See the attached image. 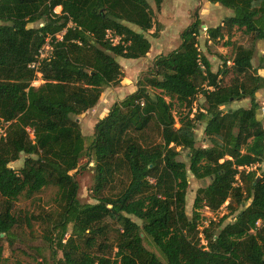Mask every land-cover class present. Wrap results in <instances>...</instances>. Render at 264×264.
<instances>
[{"label": "trees", "instance_id": "16d2710c", "mask_svg": "<svg viewBox=\"0 0 264 264\" xmlns=\"http://www.w3.org/2000/svg\"><path fill=\"white\" fill-rule=\"evenodd\" d=\"M207 1L233 12L207 29L209 42L238 29L251 46L238 48L232 67L226 62L225 71L213 72L199 48L203 22L196 17L179 48L154 60L87 143L77 118L96 107L105 88L121 83L117 58L138 60L151 50L144 35L154 28L148 0H0V124L6 126L0 264H9L3 242L13 246L21 226L15 203L50 186L58 190L57 208L43 217L50 256L37 264H264V125L256 96L264 77L252 65L256 42H264V0ZM153 2L161 11L164 0ZM48 38L53 56L41 63L43 83L35 87L29 65ZM231 70L234 77L224 84L220 77ZM199 96L205 106L194 113ZM246 99L250 108H231ZM201 123L205 148L197 147ZM149 131L158 139L147 137ZM183 151L188 163L180 160ZM22 157L23 166L14 169ZM83 159L95 166V203L78 198ZM188 172L209 181L197 191L191 215ZM226 204L229 212L206 225L202 211ZM32 219L25 218L29 227ZM146 239L164 261L145 247Z\"/></svg>", "mask_w": 264, "mask_h": 264}, {"label": "rangeland", "instance_id": "374dc122", "mask_svg": "<svg viewBox=\"0 0 264 264\" xmlns=\"http://www.w3.org/2000/svg\"><path fill=\"white\" fill-rule=\"evenodd\" d=\"M148 2L154 11V28L144 33V35L151 43V50L145 58L139 60L131 61L117 58L124 73L121 83L117 86L104 89L101 109L95 111L90 110L77 118L81 125L82 133L87 139V143L94 133L96 124L109 113L114 103L123 100L128 94L137 90L139 81L144 78L148 70L152 67L154 60L161 55H167L179 48L181 45V33L194 22L196 17H199L203 22L199 37V48L202 54L210 61L213 72L225 71L226 62L227 67H232V60L238 48L250 47L252 44V38L238 29H234L231 36L227 35L217 44L209 42L207 29L220 26L225 19L233 16L231 10L220 5L210 4L207 0H164L161 11H157L153 0H148ZM60 12L61 8L56 9L57 14ZM158 24L162 26L160 29L157 28ZM34 26L37 27L39 25H32V27ZM131 28L136 32L142 33L137 27L131 26ZM263 55L264 42L258 41L255 44V55L252 65L254 69L258 70V75L262 77H264V70H259V67ZM233 77L234 74L231 70L227 76H221L220 78L224 84H230ZM36 82V87L43 83L39 77ZM256 96L263 114L264 90H260ZM204 106V98L199 96L194 103V113L198 107L203 108ZM240 106H244L247 109L250 108V100L246 99L241 102H235L231 105V108L236 109ZM176 110L181 111L178 106H176ZM262 122L264 125V115H262ZM204 127L205 123L199 124L195 132L197 147L205 148L208 145L204 138ZM30 133L33 134V131L30 130ZM147 137L153 140L158 139L157 134L151 133V131L147 133ZM180 160L188 163L185 151L181 154ZM23 162L24 157L20 161L11 164V166L19 170L23 166ZM87 162L86 159H83L80 163L82 168L76 173V178L80 186L78 198L82 204L95 203L93 197L95 166L93 162L88 164ZM261 167L264 169V164ZM188 174L190 186L187 195V212L191 215L197 191L208 185L209 181H199L190 172ZM57 192V188L53 186L46 187L33 198H21L15 203L14 214L18 217L21 226L17 227L14 231L15 239L13 246H9V242H3V255L9 264H37V259H41L42 257L49 258L50 250H48V246L44 241L46 225L43 217L57 208V203L54 202L57 198ZM228 212L226 204L217 212L204 209L202 214L206 219L205 224L208 225L209 221H219ZM28 216L30 219L33 218L31 227L25 221V218ZM134 221L139 222L137 219H134ZM144 244L148 250L156 253L164 261L160 251L151 243L150 239H146ZM203 244H206V242L203 241ZM58 256L61 257V253Z\"/></svg>", "mask_w": 264, "mask_h": 264}, {"label": "built area", "instance_id": "2783aa9c", "mask_svg": "<svg viewBox=\"0 0 264 264\" xmlns=\"http://www.w3.org/2000/svg\"><path fill=\"white\" fill-rule=\"evenodd\" d=\"M69 26L72 27L73 24L70 23ZM64 33H65V32H64ZM64 33H63V34H64ZM63 34L59 35L57 38H58L59 40H62V35H63ZM107 38H108L111 42H113L114 44H118V43H119V40H120V38L117 37V36H114V34H113L111 31H108ZM52 56H53V47H52V45H51V40H50V38H48V39L46 40L45 45L41 48V50L39 51L38 55L36 56L35 61L32 62V63L29 65V68H30L31 70L36 71V75H37V77L41 78L42 75H41V73L39 72L40 65H41V63H42L43 61H49V60H51ZM36 84H37V82H36V80H35V81L33 82L32 85L36 87ZM263 115H264V107H263ZM5 134H6V126H4L3 123H1V124H0V136H3V137H4ZM32 136H33V134H32Z\"/></svg>", "mask_w": 264, "mask_h": 264}, {"label": "crops", "instance_id": "0c3cea01", "mask_svg": "<svg viewBox=\"0 0 264 264\" xmlns=\"http://www.w3.org/2000/svg\"><path fill=\"white\" fill-rule=\"evenodd\" d=\"M230 15H231V14H230ZM229 17H230V16H229ZM148 54H149V53H148ZM141 59H142V58H141ZM138 60H139V59H138ZM131 61H132V60H131ZM42 82H43V81H42ZM132 93H134V92H132ZM132 93H130V94H132ZM130 94H128V95H130ZM128 95H127V96H128ZM102 100H103V96L101 97V99H100L99 103L96 105V107H95L94 109H92V110L95 111V110H97V109H98V110L101 109V108H102L101 105H102V103H103ZM101 102H102V103H101ZM239 108H245V107H244V106H240V107H237L236 109H239ZM101 119H103V118H101Z\"/></svg>", "mask_w": 264, "mask_h": 264}, {"label": "bare ground", "instance_id": "6f19581e", "mask_svg": "<svg viewBox=\"0 0 264 264\" xmlns=\"http://www.w3.org/2000/svg\"><path fill=\"white\" fill-rule=\"evenodd\" d=\"M205 27V26H204Z\"/></svg>", "mask_w": 264, "mask_h": 264}]
</instances>
